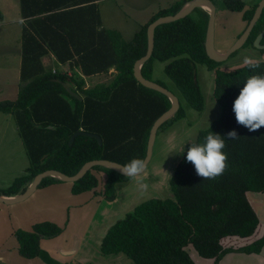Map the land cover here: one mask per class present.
I'll return each mask as SVG.
<instances>
[{
    "label": "trees",
    "instance_id": "trees-1",
    "mask_svg": "<svg viewBox=\"0 0 264 264\" xmlns=\"http://www.w3.org/2000/svg\"><path fill=\"white\" fill-rule=\"evenodd\" d=\"M20 2L21 15L26 20L21 39L24 84L16 100L0 101V111L16 113L31 165L0 194L24 192L26 184L46 169L74 175L84 163L94 159L122 164L133 158L144 160L151 127L172 103L165 94L136 80L134 64L147 52L149 24L160 16L176 13L184 1L155 14L131 40L124 39L116 29L103 27L98 0ZM230 7L241 10L242 5ZM197 13L198 18L188 15L156 27L153 54L141 71L144 77L152 79L154 61L165 62L164 72L173 83L170 89L202 111L205 101L195 66L204 63L214 70V98L221 106V114L211 126L199 131L194 144L204 143L210 132L221 135L225 141L222 151L227 155L226 168L214 179H203L186 160V150L169 178L171 195L154 196L117 219L102 238L104 255L124 253L133 264H199L191 256L193 249L199 256L219 264L228 252L238 249L236 240L251 237L260 225L248 195L264 194V126L249 132L237 124L232 107L247 78L264 71L244 65L219 67L220 62L210 59L205 48L209 15L202 8ZM3 21L0 12V23ZM50 52L62 65L78 69L84 76L108 73L112 67L115 76L108 84L86 87L85 78L75 73L68 76L63 70H46L42 57ZM57 78H71L82 99L70 95ZM157 82L168 87L163 81ZM185 115L181 104L159 130ZM50 125L56 128H48ZM80 130L99 134L103 143L82 134L70 142L71 136ZM232 130L239 137L229 139L227 133ZM130 178L95 166L73 183L72 192L92 190L101 182L103 197L113 201L117 185ZM57 181L61 180L47 177L40 187ZM61 232L62 228L51 221L35 223L32 230L19 228L15 237L20 254L26 258L39 256L41 239ZM263 247L264 235L242 249L260 252Z\"/></svg>",
    "mask_w": 264,
    "mask_h": 264
},
{
    "label": "crops",
    "instance_id": "crops-1",
    "mask_svg": "<svg viewBox=\"0 0 264 264\" xmlns=\"http://www.w3.org/2000/svg\"><path fill=\"white\" fill-rule=\"evenodd\" d=\"M189 1L191 0H185L184 5ZM223 2L224 0H215V3L217 4L216 21L218 31L223 32V26L226 24L231 25L234 30L237 31L242 25L240 21L241 13L237 12L238 10L227 9ZM100 3L101 0H98V4ZM156 3L159 5V0H157ZM192 15L195 18H198V15H194L193 13ZM150 19V16H146V19H143L142 24H146ZM21 22L23 29V25L26 23V20L21 18ZM102 25L105 27L103 20ZM116 30L122 33V30L118 28ZM42 63L44 64L46 70H52L54 73H56L59 68H62L68 76H72L75 73L79 77L87 78V76L81 74L78 69H75L74 71L62 65L51 52L42 57ZM21 64L22 59H20L19 56L18 69L16 68L18 71L16 81L14 85H12L11 83H7L5 80H3L1 87L4 88H2L3 90L0 88V101L14 100L17 98L22 86L20 76ZM200 65H205L209 72H213L209 70L206 64L200 63ZM164 66L165 62L160 60L154 61L152 79L155 81H163L168 85L169 88H172L173 83L165 74ZM2 68L9 69L7 65ZM113 71H115V68L113 70L110 69V72ZM94 76H96V85H99L110 83L115 75L111 76L107 75V73H100L95 74ZM68 80L72 81L71 78ZM209 99L210 100L208 101L204 97L205 107L203 111L194 109L187 101L180 99L182 106L186 111V115L183 118L175 121L167 128L160 130L157 135V139L160 133V136L163 137L175 129L173 134V138L175 139L172 141V146L174 149L173 154L175 151L174 155H176V146L181 145L182 140L185 143L184 147L181 150H178L176 159L171 153L169 156L170 159L167 160L164 167L161 165L158 166V164L150 165L149 163L146 171L142 173L144 177L142 181H138V178L131 177L129 180L119 183L116 188L117 196L113 201L106 200L103 197L101 182L92 190L74 194L72 192L73 183L61 180L48 186L39 187V189L32 196L23 202L12 205L0 202V263L133 264L132 260L124 253L104 255L101 252L102 238L105 236L107 229L117 219L121 218L128 212H132L140 203L145 202L154 196L166 198L171 195L168 181L174 172L177 160L181 157L186 146L190 147L191 144L195 143L197 135L201 130L200 129L195 132L193 131V127L204 124L209 125V122L212 124L216 119L219 118L221 114V106L214 98V84L213 92L212 95L209 96ZM215 107L219 111V113L217 112L218 114L216 115V118H214V111L210 109ZM189 112L190 115L188 116ZM194 114L196 115V123L192 124L190 120H187L194 116ZM198 114H201L199 118L197 117ZM9 120L10 118H5V121ZM180 125L185 129L180 127ZM180 131L181 135H179ZM190 133H194V136L190 135ZM5 137V132H3L0 136V144L3 143ZM13 139H16V142L17 139H23L20 131H16V134L13 135ZM167 157L168 155L166 158ZM141 183L146 184L147 188H142ZM28 185L29 184H26V188ZM252 197L256 200L255 209L259 211V213H257L258 215L260 214V224L264 226V194H256L252 195ZM42 221H51L58 224L62 228V232L53 237H43L40 241V255L34 258H26L19 252V242L15 237V232L19 228L32 230V227L35 223ZM258 228L256 233L251 237H248L244 240H236L237 242L235 245L238 247V249L228 252L222 258L219 264H264V247L260 252H249L242 249L243 246L248 245L262 237L258 233L262 229L260 228L258 230ZM194 253L197 252L194 250ZM200 258L202 259L199 260V264L214 263L212 260L209 263H204L202 260L210 259L203 258L201 256Z\"/></svg>",
    "mask_w": 264,
    "mask_h": 264
},
{
    "label": "rangeland",
    "instance_id": "rangeland-1",
    "mask_svg": "<svg viewBox=\"0 0 264 264\" xmlns=\"http://www.w3.org/2000/svg\"><path fill=\"white\" fill-rule=\"evenodd\" d=\"M156 1L157 0H101L99 9L104 26L107 28H118L122 30L124 39L131 40L134 37L135 33L143 26L142 21L143 19H146V16H150L152 18L160 11L170 8L178 0H159V5H157ZM0 12L4 15V21L0 23V88L2 89L4 88L1 87L3 80L14 85L18 76L17 69L19 64V56L20 59H22V15L20 0H0ZM246 56L252 58L250 54H243L242 56H239L236 61L234 60L233 63H241L243 58ZM6 65L9 69L2 68ZM59 70L64 69L59 68ZM210 71L213 72H209L205 65L199 64L197 66L198 79L202 88L201 90L204 93L203 95L205 99L208 101L210 100L209 96L212 95L213 84L215 80L214 70ZM107 75L114 76L115 71L108 72ZM75 78L77 79L76 75ZM85 81L86 87L96 86V76L94 75L85 78ZM23 84L24 81L21 79V85ZM65 97L66 100H71L68 96ZM70 103L72 106H74L72 100ZM218 107L220 108L219 105ZM210 109L214 111V118H216V115L219 113L218 109L216 107ZM201 114H198L197 117L199 118ZM189 115L190 112L188 116ZM5 118H10V120L5 121ZM189 120L192 124H195L196 115L194 114V116L189 118L187 121ZM208 124L210 125L211 123L209 122ZM209 125L204 124L200 126H194L193 131L197 132L198 130H202ZM180 127L182 126L180 125ZM17 130L19 131L16 113L9 111H0V136L3 132H5L6 135L3 143L0 144V192H6V190L13 184L15 179L24 175L27 168L31 165L29 151L24 142V139H17V142L16 139H13V135L16 134ZM174 132L175 129H173L168 135H165L163 137L160 136V133L158 139L156 138L152 154L153 158H151L150 165L158 164V166L161 165L164 167L167 160L170 159L169 156L171 153L173 154L174 150L172 146V141L175 139L173 138ZM179 135H181V131ZM190 135L194 136V133H190ZM184 145L185 143L182 140V144L176 146V155H174L175 151L173 154V157L175 159L177 157L178 150H181ZM188 147L189 146L185 147L184 152L188 149ZM167 155L168 157L166 158ZM180 158H178L177 162L180 160ZM260 228L262 230L258 233L260 236H263L264 226L260 224L258 230ZM202 261L204 263L211 262V260L206 259Z\"/></svg>",
    "mask_w": 264,
    "mask_h": 264
},
{
    "label": "water",
    "instance_id": "water-1",
    "mask_svg": "<svg viewBox=\"0 0 264 264\" xmlns=\"http://www.w3.org/2000/svg\"><path fill=\"white\" fill-rule=\"evenodd\" d=\"M243 1H250V0H243ZM205 6H208L209 10H210L209 21H208V25H207L206 40H205L206 52H207V55L209 56L210 59L217 61V62H222V61L226 60L227 57L232 52L237 50L243 44V42L246 40L250 30L254 26V24H255L256 20L258 19L262 9L264 8V0H261L259 6L257 7L255 15H254L253 19L251 20V23L249 24V27H248L245 35L242 36L238 40V42L227 52L218 51L215 47V44H214L217 4L213 0H191V1L187 2L185 5H183L180 8V10H178L176 13L160 16L149 24V26L147 28V42H148L147 52L144 56H142L141 58H139L135 62V64H134V76H135L136 80L140 84L144 85L145 87L165 94L167 97L170 98L172 104L168 110L163 112L155 120V122L153 123V125L151 127L148 142H147L146 156L144 158V161L146 163V168H145L144 172L146 171V169H147V167L151 161L152 154H153V148H154V144L156 142V138L158 135L159 128L168 119L173 117L177 113V111L179 110V108L181 106V101H180L179 97L170 88L161 85L160 83H158L157 81H155L153 79H148V78L144 77V75L142 74V71H141L143 64L146 61H148L153 54L154 47H155V30H156V27L159 26L160 24H163V23L174 22V21H177L181 18H184V17L192 14L197 8L206 9ZM113 69L114 68L112 67V70ZM195 69H197L196 66H195ZM55 80L61 82L62 85L64 86V88L67 90V92L70 95H72L78 99H82V96L75 90V84L73 81H70V80L61 81L60 79H55ZM36 126L39 128L43 127L40 124H36ZM48 128L55 129L56 126L50 125V126H48ZM81 134L97 138L100 144L103 143L102 137L99 134L89 132V131H85V130H80V131L74 133L71 136L70 142H73L75 140V138ZM123 165L124 164H122V163H119L117 161H112L109 159H94V160H90V161H87L86 163H84L83 166L81 167V169L74 175H69V174H67L61 170L54 169V168L46 169V170L38 173L33 178V180L29 183V185L27 186V188L25 189L24 192L19 193V194L14 195V196H5L3 194H0V202L8 204V205H12V204L23 202V201L27 200L30 196H32L39 189L42 180L47 178V177H55V178L60 179L62 181L74 183V182L78 181L80 178L84 177L95 166L107 167V168L113 169V170L121 173L119 169ZM248 196H249V199L252 201V203L255 207L256 206L255 205L256 200L252 197V195L249 194ZM256 211L259 213V211L257 209H256ZM259 217H260V214H259Z\"/></svg>",
    "mask_w": 264,
    "mask_h": 264
},
{
    "label": "clouds",
    "instance_id": "clouds-1",
    "mask_svg": "<svg viewBox=\"0 0 264 264\" xmlns=\"http://www.w3.org/2000/svg\"><path fill=\"white\" fill-rule=\"evenodd\" d=\"M260 63V60L247 56L242 60L244 66L252 69L258 68ZM232 110L237 124L244 126L249 132H256L264 126V74H254L247 78L233 103ZM227 137L236 139L239 136L232 130L227 133ZM224 147L225 141L222 136L210 132L204 143L190 145L186 160L194 165L198 176L203 179H214L226 168L227 155L222 151ZM145 168L146 163L143 159L133 158L119 170L123 175L142 181ZM141 187L146 189L147 185L141 183Z\"/></svg>",
    "mask_w": 264,
    "mask_h": 264
},
{
    "label": "flooded vegetation",
    "instance_id": "flooded-vegetation-1",
    "mask_svg": "<svg viewBox=\"0 0 264 264\" xmlns=\"http://www.w3.org/2000/svg\"><path fill=\"white\" fill-rule=\"evenodd\" d=\"M215 2V0H213ZM261 0H250V1H243V0H224V6L227 9L231 10V5H242L241 10L237 12L240 14V21L242 25L239 27L237 31L231 25H224L223 32H219L217 28V21L215 24V47L220 52H227L229 51L237 42L238 40L245 35L251 20L253 19L256 9L259 6ZM197 8L193 14L198 15ZM204 9V8H202ZM207 11L208 15L210 10L204 9ZM192 15V14H190ZM217 17V14H216ZM209 21V16H208ZM207 21V25H208ZM206 33H207V26H206ZM206 40V37H205ZM220 47V48H219ZM206 48V47H205ZM243 54H250L254 60H260V68L264 71V8L262 9L258 19L256 20L254 26L250 30L246 40L243 44L234 52H232L226 60L220 62L219 67L221 68H234L237 66H242V62L235 64L233 61ZM263 195V194H262ZM196 254V255H194ZM191 256L195 258V260L199 263V260L202 259L197 253H194L193 249L191 250Z\"/></svg>",
    "mask_w": 264,
    "mask_h": 264
},
{
    "label": "bare ground",
    "instance_id": "bare-ground-1",
    "mask_svg": "<svg viewBox=\"0 0 264 264\" xmlns=\"http://www.w3.org/2000/svg\"><path fill=\"white\" fill-rule=\"evenodd\" d=\"M205 8L209 10V7L208 6H205Z\"/></svg>",
    "mask_w": 264,
    "mask_h": 264
}]
</instances>
